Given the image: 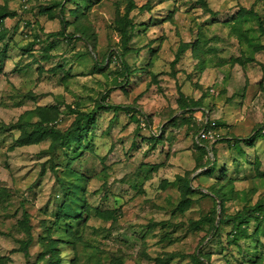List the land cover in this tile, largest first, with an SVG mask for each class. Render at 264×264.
Segmentation results:
<instances>
[{
  "label": "rangeland",
  "instance_id": "374dc122",
  "mask_svg": "<svg viewBox=\"0 0 264 264\" xmlns=\"http://www.w3.org/2000/svg\"><path fill=\"white\" fill-rule=\"evenodd\" d=\"M0 18L16 42L0 63V264H57L53 241L63 264H264V217L239 218L264 202V0H0ZM189 41H217L203 71L191 50L175 60ZM197 78L215 92L217 133L234 139L210 149L212 177L194 131H161L160 113ZM81 113L100 115L96 127L60 148ZM37 122L58 135L16 146ZM71 159L91 212L53 227L61 181L78 184ZM108 209L116 221L98 215Z\"/></svg>",
  "mask_w": 264,
  "mask_h": 264
},
{
  "label": "trees",
  "instance_id": "16d2710c",
  "mask_svg": "<svg viewBox=\"0 0 264 264\" xmlns=\"http://www.w3.org/2000/svg\"><path fill=\"white\" fill-rule=\"evenodd\" d=\"M134 8V5L131 4V7L129 9L132 10ZM207 12L210 15H213V17H217V13L212 11L211 9H207ZM4 18V17H3ZM0 18V31H2V19ZM126 27L130 28V33H128L127 29H124L122 31V34L125 36L124 40L122 41V52L128 53L129 50L131 51L132 48H130V43H131V39L133 38V32L135 27L132 25V23H129L126 25ZM6 37L5 33H1L0 34V63H2L3 65L9 60L10 55L8 56V53L10 51V47L11 46H16V42L15 41H3ZM209 42V41H208ZM246 42V41H245ZM204 43H207V41H204ZM207 45V44H206ZM32 46V45H31ZM30 50V49H28ZM136 50V49H135ZM191 50L192 55L194 56V58H196L198 60V64L201 65H206L208 64L207 57H206V53L212 51V47H209V49L205 50L202 46H201V41H195V42H191L188 44H183L182 48L180 51H178L176 53V57L175 60H178L179 58L182 57V53L180 54V52L184 51L183 54L187 51ZM264 50V49H263ZM137 51V50H136ZM253 59H246L245 61L248 63H252ZM3 67V66H2ZM2 67H0V71L2 70ZM247 71V70H246ZM195 88L199 87L198 82L195 84ZM201 88V87H199ZM202 91V95L199 99H194V98H188L185 97L184 95L181 94L180 100H179V110L178 111H182L181 116L179 117L185 124H188V131H194L195 132V149H194V155H197V161L200 156V154H202V162L199 163V169H203L205 168L206 170L204 172L201 173V175H207V176H213L216 172H217V166L214 163L216 160H212V158L209 156V151L210 149H212V151L214 152V156H216V149L215 147L217 145H219L221 143V141H224L225 143H230L232 144L234 139H230L229 137H224L222 135H219L217 133V128L214 126L215 121H212L211 118L209 117L208 120L206 119V115L209 114V111L205 110L203 107V100L208 97L209 95H211V93H215L213 90V87H203L201 88ZM110 104V103H109ZM106 105L103 111H111V110H115V109H120L118 106L115 105ZM205 110V114L203 115V119L201 121L196 120L195 118V114L197 113L198 110ZM212 109H210L211 111ZM118 111V110H116ZM177 111V112H178ZM169 116L165 117L166 122L169 125H175V120L173 119L171 120V117L175 114V112L173 110H169ZM188 115V117H187ZM78 119H75V123H74V127L73 128V132L66 134L64 136L61 137V145L60 148L65 149L66 147H69L70 144H78V145H82V134L86 133V130L84 128V124L89 125L90 127L95 128L96 127V123L97 120L100 118V115H98L97 113H81L80 115H78V117H76ZM171 123V124H170ZM203 128L206 129H210L214 132V139L213 140H204V139H197V136L199 135V133L201 132V130ZM151 134H153L154 137H152V142L154 144L157 143L158 140L157 139V135H154V133H152V128L150 129ZM264 132V131H263ZM57 136L58 133L53 129H48V127L44 126L43 122H37L35 124L34 127V131L31 133L30 136L25 137V138H21L17 140L16 146H24L27 145L29 143L32 142V138H35L33 141L34 142H40L42 140V138L47 137V136ZM229 138V139H227ZM26 140L29 141V143L25 142ZM164 141V140H163ZM217 142V143H216ZM232 142V143H231ZM214 147H212L213 144H215ZM154 148V147H153ZM216 152V153H215ZM204 158L207 159L206 161H204ZM74 159L69 160L68 162V169L69 173L73 174L76 176L78 184L74 185L73 187H66L64 185V183L61 181V184L63 185V197L64 199H62V202L59 206V210L57 212V216L56 219L54 221L53 227L54 225H56V227L63 223L68 224L67 222H71L75 223L77 226H79V224L83 221H85L86 219V214L88 215L91 211L90 209H88L86 206H84L85 203V199L82 197V194H84V185H83V177L79 174H77L76 172H73V170H71V164L73 162ZM234 160V159H233ZM197 164V163H196ZM144 164H142L140 168L143 167ZM158 167H154V169L156 170ZM60 185V187L62 186ZM215 186V185H214ZM211 190V189H209ZM62 191V190H61ZM200 193L202 195L208 196L212 195L215 198L218 199L217 196V189L211 191V194H206L203 191H200ZM220 198V197H219ZM100 208H95V210L97 211ZM252 213H256V216H262L264 217V202H258L254 207H252L251 209H248L247 211H244L243 213H241L239 215V218H243L245 216H247L248 214H252ZM98 215H100V217H102L105 220H112V221H116L117 220V215H115V210H104L103 212H100ZM51 229V227H49ZM66 235L68 237V241H66V243H68L69 245H71V250L75 252V241H77L76 237H75V232L73 231L72 227H70L69 225H67L66 227ZM214 230H217V227H214ZM74 236V237H73ZM261 236L264 237V233L261 234ZM72 237V238H71ZM70 238V239H69ZM75 239V240H74ZM60 242V241H59ZM54 243V249L53 252L56 253L58 255V260H57V264H63V259H64V251L62 248H59L57 245V241H53ZM65 243V244H66ZM75 259L71 260V264H74Z\"/></svg>",
  "mask_w": 264,
  "mask_h": 264
},
{
  "label": "crops",
  "instance_id": "0c3cea01",
  "mask_svg": "<svg viewBox=\"0 0 264 264\" xmlns=\"http://www.w3.org/2000/svg\"><path fill=\"white\" fill-rule=\"evenodd\" d=\"M192 41H189V43H191ZM195 42V41H194ZM209 42H213V44H210ZM207 41V43H204V41H201V46L206 50V48H205V46H211L212 45V52L210 51V52H207L206 53V57H207V60H209L208 61V64H206V65H202V67L200 68V70L201 71H203V69H206L207 68V66L208 65H210V61H211V59H213L214 60V58L213 57H211V55H213V56H215V57H217V41ZM207 44V45H206ZM208 50V49H207ZM213 67H215L216 69H217V66H213ZM213 67H211V68H213ZM197 80H199V78H197ZM198 82V85H199V87H201V88H203V87H206L207 85H205L204 84V82H203V80H199V81H194V82H189V81H187V82H185V83H183L184 85L182 86V88L181 89H179V90H177V96L173 99V101H174V104H170V105H167V108L165 107L164 109H163V111H162V113H160V116L162 117V122H163V127L161 128V131L162 132H165L166 133V135H167V132L168 131H170V130H172V129H174L173 127H175L174 126V124L173 125H169L167 122H166V120H165V117H168L169 116V110H173L174 112H175V114L171 117V120H173V119H176L175 120V124H177L178 126H177V129L178 130H184V132H185V134L186 133H188V124H185L179 117L181 116V114H182V111H178L179 110V100H180V97H181V94L182 95H184L185 97H188V98H194L195 100L196 99H199L200 97H201V95H202V91H201V88H199V87H197V88H195L196 86H195V84ZM208 86H209V84H208ZM194 90H196V91H194ZM192 91H194V92H192ZM243 94V93H242ZM214 95H209L208 97H206L204 100H203V106H204V109L207 111V109L206 108H210V109H212V110H214V109H216V106H215V103L213 102V100L215 99V97H214V99L212 100V97H213ZM232 97H234V95L232 94ZM246 97V96H245ZM245 97H244V99H245ZM206 100H211V103H209L207 106H205V101ZM229 101V102H228ZM224 105L225 106H229V109L231 110L232 108H231V106L233 105V103L231 102V99L230 100H227L226 99V101H225V103H224ZM205 110H204V112H205ZM113 111V110H112ZM115 111V110H114ZM178 111V112H177ZM105 112H107V111H105ZM109 112V111H108ZM215 113V112H214ZM197 114V113H196ZM194 115L195 116V118H196V120H198V121H201L202 119H203V115H202V117H198L197 115ZM203 114V113H202ZM187 117H188V115H187ZM207 118H209V116L208 115H206V119ZM171 124V123H170ZM180 124V125H179ZM168 125V126H167ZM182 134V133H181ZM192 138V139H191ZM187 142L188 141H194V139H193V137L192 136H188V134H187ZM173 156V155H172Z\"/></svg>",
  "mask_w": 264,
  "mask_h": 264
},
{
  "label": "built area",
  "instance_id": "2783aa9c",
  "mask_svg": "<svg viewBox=\"0 0 264 264\" xmlns=\"http://www.w3.org/2000/svg\"><path fill=\"white\" fill-rule=\"evenodd\" d=\"M208 120V118H207ZM145 128V126H144ZM197 139H204V140H213L214 139V132L210 129L203 128L199 135L197 136Z\"/></svg>",
  "mask_w": 264,
  "mask_h": 264
}]
</instances>
